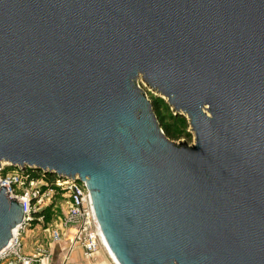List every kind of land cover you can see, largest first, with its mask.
I'll use <instances>...</instances> for the list:
<instances>
[{"label":"water","instance_id":"95a60500","mask_svg":"<svg viewBox=\"0 0 264 264\" xmlns=\"http://www.w3.org/2000/svg\"><path fill=\"white\" fill-rule=\"evenodd\" d=\"M0 160L84 181L119 264H264V0H0Z\"/></svg>","mask_w":264,"mask_h":264},{"label":"built area","instance_id":"2783aa9c","mask_svg":"<svg viewBox=\"0 0 264 264\" xmlns=\"http://www.w3.org/2000/svg\"><path fill=\"white\" fill-rule=\"evenodd\" d=\"M0 185H5L8 197H15L23 207L21 221L6 246L0 250V264L49 263L50 253L46 248L37 247L31 254L22 252L21 235L34 226L47 232L52 242L66 238L68 252L78 248L85 259L93 257L100 247L106 248L89 189L77 176L69 178L44 173L41 169L12 166L0 160ZM56 195L63 201L64 207L60 214L45 223L44 213L41 212L54 202Z\"/></svg>","mask_w":264,"mask_h":264},{"label":"rangeland","instance_id":"374dc122","mask_svg":"<svg viewBox=\"0 0 264 264\" xmlns=\"http://www.w3.org/2000/svg\"><path fill=\"white\" fill-rule=\"evenodd\" d=\"M137 83L138 85L145 91L146 96L149 99H153L155 97L161 96L159 94V92H157L156 90H154L153 88H151L146 82H144L141 77L137 78ZM162 97V96H161ZM166 100V99H165ZM167 102V101H166ZM170 106V105H169ZM168 104L166 103H159V107L160 110L158 112V117L162 118L164 122L168 123L170 121V117H169V113H173L175 114L176 112L172 109V107H169ZM183 114V113H181ZM185 116V114H183ZM186 117V116H185ZM187 118V117H186ZM188 122V119H187ZM172 127L173 129H177L178 132L177 133H181L180 137L175 138V139H170L173 141H182L185 140L187 143L191 144L194 141V132L192 131L189 122L187 124H183L180 122H173L172 123ZM54 204H56V206H53L52 209V213L51 216L53 219L55 217V215L60 214L61 210L64 207V203L63 201H61L58 197V195L55 196L54 198ZM62 204V205H61ZM47 232H46V237L45 239L50 240L49 236L47 237ZM66 253V251L64 250V254ZM58 261L57 264H65L63 262V260L59 258L58 256ZM66 259H64L65 261ZM70 264H75L74 262H70ZM79 264H116L113 260V258L111 257V255L109 254L108 250L105 247H100L93 255V257H91L90 259H86L83 260L81 263Z\"/></svg>","mask_w":264,"mask_h":264},{"label":"crops","instance_id":"0c3cea01","mask_svg":"<svg viewBox=\"0 0 264 264\" xmlns=\"http://www.w3.org/2000/svg\"><path fill=\"white\" fill-rule=\"evenodd\" d=\"M21 237L22 252L24 254H31L37 247L48 249L50 253L48 264H57V261L59 260L58 256L60 260L62 259L65 264H70V262L79 264L83 260H86L85 258H83L81 250L78 248L68 252V242L66 238H64L60 242H52L45 239L46 232L38 226H34L25 230L22 233ZM64 250L66 251L65 254ZM64 259L66 260L64 261Z\"/></svg>","mask_w":264,"mask_h":264},{"label":"trees","instance_id":"16d2710c","mask_svg":"<svg viewBox=\"0 0 264 264\" xmlns=\"http://www.w3.org/2000/svg\"><path fill=\"white\" fill-rule=\"evenodd\" d=\"M150 102H151V105H152V110L159 122V125L161 127V129L163 130L164 134L169 138V139H175V138H178L180 137L181 133H177L178 130L177 129H173L172 127V123L173 122H180V123H183L184 125L187 124V118L179 113V112H176L175 114L173 113H169V117H170V121L168 123L164 122L162 118L158 117V112L160 110V107H159V103H167L166 100L161 97V96H158V97H155L153 99H150ZM168 104V103H167ZM169 106V104H168ZM170 107V106H169ZM177 131V132H176ZM54 205V202H52L49 206H47L45 208V210H43L41 213H44V217H45V223H48L51 221V213H52V210H51V207ZM40 213V212H38Z\"/></svg>","mask_w":264,"mask_h":264},{"label":"bare ground","instance_id":"6f19581e","mask_svg":"<svg viewBox=\"0 0 264 264\" xmlns=\"http://www.w3.org/2000/svg\"><path fill=\"white\" fill-rule=\"evenodd\" d=\"M16 229V228H15ZM15 229L13 230V232L15 231ZM105 242V245H106V249L108 250L109 254L111 255V257L113 258L114 262L116 264H119V262L115 259L114 255L111 253L110 249L108 248L107 244H106V241L104 240Z\"/></svg>","mask_w":264,"mask_h":264}]
</instances>
